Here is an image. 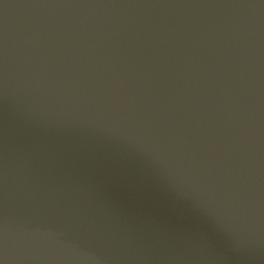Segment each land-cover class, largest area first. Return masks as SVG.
Listing matches in <instances>:
<instances>
[{"label":"water","instance_id":"95a60500","mask_svg":"<svg viewBox=\"0 0 264 264\" xmlns=\"http://www.w3.org/2000/svg\"><path fill=\"white\" fill-rule=\"evenodd\" d=\"M0 264H264V0H0Z\"/></svg>","mask_w":264,"mask_h":264}]
</instances>
